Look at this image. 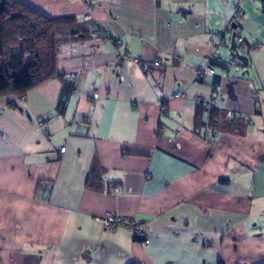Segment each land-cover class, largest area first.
Segmentation results:
<instances>
[{
	"label": "crops",
	"instance_id": "1",
	"mask_svg": "<svg viewBox=\"0 0 264 264\" xmlns=\"http://www.w3.org/2000/svg\"><path fill=\"white\" fill-rule=\"evenodd\" d=\"M19 1L90 32L58 45L56 78L0 97V264H264V0Z\"/></svg>",
	"mask_w": 264,
	"mask_h": 264
},
{
	"label": "trees",
	"instance_id": "2",
	"mask_svg": "<svg viewBox=\"0 0 264 264\" xmlns=\"http://www.w3.org/2000/svg\"><path fill=\"white\" fill-rule=\"evenodd\" d=\"M89 27L87 22L79 23L70 16H44L19 0H0V97L25 95L38 84L56 78V48L61 43L87 36ZM216 63L211 61V65ZM209 118L208 127L213 129L231 125L222 121L221 113L214 110ZM91 174L86 186L95 189ZM141 239L135 237V241Z\"/></svg>",
	"mask_w": 264,
	"mask_h": 264
},
{
	"label": "built area",
	"instance_id": "3",
	"mask_svg": "<svg viewBox=\"0 0 264 264\" xmlns=\"http://www.w3.org/2000/svg\"><path fill=\"white\" fill-rule=\"evenodd\" d=\"M86 2V0H85ZM87 3V2H86ZM87 5V4H86ZM88 6V5H87ZM89 7V6H88ZM239 7V4H238ZM234 15L231 18V21L229 22V28H232L231 25L235 24L236 26H238L239 22H240V16L238 13V10L236 9L234 11ZM86 21L93 23V19H91V16L88 14L85 16ZM233 32L235 33V38H236V42H237V46L239 47V50H243V41L244 39L240 36H237V27L236 28H232ZM114 44L116 45H121L122 41H120V39L116 38V40H113ZM220 42H222V39H220ZM132 62L135 63L136 65L139 66L140 71L143 74H148L152 68H161L162 67V62H160L159 60H154L152 61L150 64L147 63H143L141 61V58H137L134 57L132 55L131 52H124V53H118L117 57H116V62L118 64H123L125 62ZM197 72V78L198 79H204L207 76L213 75L214 72V67L210 64V65H205V66H199L196 70ZM20 98L22 99V96H20ZM215 99H212L211 101H205L204 105L207 109H212L214 103H215ZM201 103V100L199 102V104ZM235 115H237V113H233V112H228L226 114V117H228L229 119L234 118ZM221 137V132L220 131H215L213 134V139H219ZM65 148H61L59 151V154H62L64 152ZM41 185H44V183L41 182ZM110 192H116L117 189L114 187H111L108 189ZM100 222L102 223V226L106 229V230H112L115 227H119V226H126L132 236L135 238L137 237H142L141 240L136 241L140 247H147L148 246V240L146 239V237L144 236V231H143V227L139 225V223L132 219V218H120L117 215H114L113 213H106L105 216H103L102 218H100ZM137 264H142L141 262H138Z\"/></svg>",
	"mask_w": 264,
	"mask_h": 264
},
{
	"label": "water",
	"instance_id": "4",
	"mask_svg": "<svg viewBox=\"0 0 264 264\" xmlns=\"http://www.w3.org/2000/svg\"><path fill=\"white\" fill-rule=\"evenodd\" d=\"M232 28H236L237 26L235 24H232L231 25ZM235 33L232 32L231 33V39H230V48L231 50L233 51L232 52V55L238 59L241 63H247L248 62V59L247 57L245 56V54H240L239 53V47L237 46V42H236V38H235Z\"/></svg>",
	"mask_w": 264,
	"mask_h": 264
}]
</instances>
